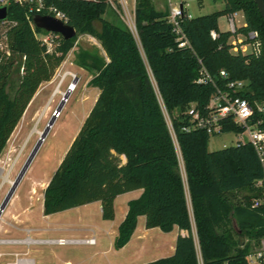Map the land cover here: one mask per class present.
I'll list each match as a JSON object with an SVG mask.
<instances>
[{
	"label": "trees",
	"instance_id": "trees-1",
	"mask_svg": "<svg viewBox=\"0 0 264 264\" xmlns=\"http://www.w3.org/2000/svg\"><path fill=\"white\" fill-rule=\"evenodd\" d=\"M222 2L221 12L199 17H189L183 8L178 22L190 49H180L168 13L155 10L150 0H136L135 35L103 19L108 8L104 1L43 0L46 7L63 12L76 31L69 40L59 36L50 51L36 37L47 33L31 28L40 15H31L25 5H7L11 26L5 33L9 56L0 55V155L38 88L52 79L78 36L96 39L105 54L80 57L81 66L94 73L88 85L98 96L43 191L44 216L98 202L101 218L112 221L115 198L141 190L127 203L115 250L127 245L143 216L146 229L186 232L176 237L171 256L145 264H199V257L201 264H248L246 256L264 238V185H256L264 177V164L250 144L211 152L208 134L182 130L188 126L190 105L203 112L215 92L211 85L193 83L200 60L212 77L223 70V82L246 83L236 95L253 107L251 124L264 131V20L253 0ZM234 12L245 22L239 34L257 31L258 56L233 53L232 34L218 30L219 14ZM211 31L218 34L215 40ZM17 59L20 76L9 93ZM153 82L171 118L182 169ZM222 131L238 134L241 129L228 122ZM243 191L250 197L235 202V194ZM250 199L259 200L260 206L254 208Z\"/></svg>",
	"mask_w": 264,
	"mask_h": 264
},
{
	"label": "rangeland",
	"instance_id": "rangeland-1",
	"mask_svg": "<svg viewBox=\"0 0 264 264\" xmlns=\"http://www.w3.org/2000/svg\"><path fill=\"white\" fill-rule=\"evenodd\" d=\"M127 1L130 2V0ZM150 3L155 10L167 13L171 7L181 5L190 17L221 12L224 8L222 0H150ZM114 4L116 11L107 8L103 19L125 26L135 35L134 14L131 7V20H128L123 15L117 1H114ZM236 19L239 20V24L243 22L241 13ZM10 26L11 24L6 21L0 23V40L3 41L6 51H9V48L7 39L4 37ZM93 26L96 30L100 28L96 21L93 22ZM217 28L220 32H229L226 15L223 13H220L217 18ZM83 56L105 58L96 39L88 35L78 36L52 79L42 84L31 99L10 135L0 159L6 169L16 160L10 175V180L13 183L34 148L39 138L38 133L44 130L56 112L69 84L76 79L75 90L70 93L61 112L56 116L53 126L17 187L18 201L14 209L16 212H21L24 207L30 204L32 225L44 230L38 238L52 240L93 239L94 243L33 245L28 248L26 256L22 255L27 251L26 247L0 246L1 252L11 254L3 257L1 264L13 261L15 253L20 254L21 257L34 259L36 264H145L173 254V251L170 250L175 246L178 229L175 228L170 233H163L158 228H153L146 234L145 241H138L137 233L144 229L145 219L143 216L138 218L136 229L127 245L120 250L113 248L123 210L126 209L127 201L136 198L135 194H122L118 197L114 207L115 218L112 221H105L101 218L98 202L52 214L50 217L42 216L40 206L42 205L43 190L66 153L73 135L78 132L83 116L90 110L98 96V90L88 85L94 73L81 66L80 57ZM19 70V59H17L10 76L9 93H12L17 85L20 76ZM66 72L71 76L65 77L59 88L60 93L51 98L61 77ZM51 99L52 102L49 104ZM174 114H176L175 111ZM236 139L237 137L233 133L211 136L207 148L211 152L221 150L233 146ZM175 149L182 169L180 153L176 145ZM10 187L11 185L6 184L1 191L0 204ZM243 196L250 197V194L247 191L238 192L235 194L234 201L244 203ZM249 201L252 203L254 199ZM32 237L35 235L33 234ZM196 247L198 252L197 244ZM199 264H201L200 257Z\"/></svg>",
	"mask_w": 264,
	"mask_h": 264
},
{
	"label": "built area",
	"instance_id": "built-area-1",
	"mask_svg": "<svg viewBox=\"0 0 264 264\" xmlns=\"http://www.w3.org/2000/svg\"><path fill=\"white\" fill-rule=\"evenodd\" d=\"M93 2L104 1L108 8L115 10L116 7L114 1H117L123 15L129 20L131 18L130 7L135 11V0H90ZM10 2H14L21 6H27L29 13L31 15H40V16H50L56 20H59L66 24L67 18L63 12L58 10L53 6H45L43 0H0V7H6ZM239 12H234L226 16L229 32L232 34L231 47L233 53H250L254 56L260 54V40L257 31L249 30L245 34H239L238 30L245 26L243 15L241 14V19L243 22L239 24V20L236 19ZM183 16V8L180 6L171 7L168 13L167 21L172 27V33L175 36V43L180 49H190V44L181 31L179 27V18ZM131 20V19H130ZM7 22V21H6ZM5 23V22H2ZM31 28L34 30L33 22H31ZM47 34H38V37L42 43L50 51L55 44L59 41L58 34L48 33ZM211 39L215 40L218 37V34L215 31L209 33ZM61 37V36H60ZM6 39V37H4ZM0 55L9 56V51L5 50V45L2 40H0ZM199 68L197 76L194 79L193 83L197 86H208L211 85L214 87L215 92L210 98L206 108L203 112L199 111L196 108L195 104H191L186 114L188 117V126H185L183 131L190 130H202L206 134L211 136L222 135L223 128L226 123L230 122L238 126L241 129V132L235 134L237 137L234 145L245 144L244 140H247V144H250L254 149L259 162L264 164V131L257 129L251 124V119L254 113L253 107L246 101L236 95L237 92L245 89L246 83L243 81H226L223 80L227 77L225 71L221 70L217 77H212L205 67L202 65L201 61L198 60ZM223 82V83H221ZM155 93L159 106L161 108L164 120L166 122L167 128L169 130L170 136L173 140L174 145L176 144V136L173 130L171 118L163 106V102L156 90L155 84L153 82ZM258 111H262V107H257ZM3 152V151H2ZM2 160L0 159V194L6 184L12 185L10 180V175L13 171L14 164L16 160L8 166L6 169L2 165ZM257 186L264 185V177L257 181ZM254 208L260 206L258 200H254L252 203ZM17 242L24 243L26 245H63V244H93V239H83V240H64V239H31L26 237L23 240ZM14 261L8 262L5 264H32L31 259L21 258L20 254H14ZM246 261L248 264H264V238L259 242V245L251 251L246 256Z\"/></svg>",
	"mask_w": 264,
	"mask_h": 264
},
{
	"label": "crops",
	"instance_id": "crops-1",
	"mask_svg": "<svg viewBox=\"0 0 264 264\" xmlns=\"http://www.w3.org/2000/svg\"><path fill=\"white\" fill-rule=\"evenodd\" d=\"M92 106H91V108H92ZM91 108H90V110H91ZM89 111L83 116L82 122H81L80 125H82V123H83L84 119L86 118V116L88 115ZM78 130H79V128H78ZM76 134H77V132H75V134L73 135V137H72V139H71V141L69 143V146H70V144H71V142L74 139V137H75ZM69 146H68V148H69ZM123 161H124V159H123ZM16 190H17V188H16ZM16 190H15L12 198L10 199L9 203L7 204V206L5 207V209L3 210V212L0 215V246H20V247H26L27 251L24 254H22L23 256H26L27 253H28V248L30 246H33V245H26L24 243H20V242H17V241L23 240L26 237H29L31 239H41V238H38V237L40 236V233L41 232H44V230L32 225L33 221L31 219V215H30L32 209L29 206L30 204L27 205L26 207H24L21 210V212H16L15 211L14 208H15L16 203L18 201V198L16 196ZM141 192H142L141 190H135V191H131V192H128V193H125V194H133V195L135 194V197L138 198L140 196ZM119 196H117L115 198V200H114V207H115V202H116V200L118 199ZM136 198H134V199H136ZM131 200H133V199H131ZM127 203H128V201H127ZM127 203H126V205H127ZM42 210H43V197H42V205L40 206L41 213H42ZM126 212H127V206H126V209L123 210V214H122L120 223L124 219ZM42 216L43 217H50L51 215L44 216L42 214ZM114 218H115V216H114ZM138 218H137V220H138ZM144 222H145V220H144ZM150 230L151 229H146L145 226H144V229L141 230V231H139L137 233L138 234V237H139L138 241H145L146 240V237H147L146 234ZM33 234L35 235V237H32ZM178 235L185 236L186 235V232L185 231L178 230L177 236ZM170 251H173L174 252V248H171ZM9 255H11V254H8V253L1 252L0 251V264H1V259L3 257H5V256H9ZM13 257H14V255H13ZM20 257H21V255H20ZM21 258H26V257H21ZM14 259H15V257H14ZM27 259H31V258H27ZM31 260H32V264H36V262H35L34 259H31ZM5 263H8V262H5Z\"/></svg>",
	"mask_w": 264,
	"mask_h": 264
},
{
	"label": "water",
	"instance_id": "water-1",
	"mask_svg": "<svg viewBox=\"0 0 264 264\" xmlns=\"http://www.w3.org/2000/svg\"><path fill=\"white\" fill-rule=\"evenodd\" d=\"M254 4L256 5V8L264 20V2L263 0H253ZM182 6L180 5V8ZM7 19V8L6 7H0V23L5 22ZM33 25L35 29L43 30L48 33L58 34L60 35L64 40H69L76 36V31L69 25L56 20L50 16H36L33 18ZM77 80L74 79L72 84L74 86L76 85ZM71 93V89L68 87L66 92L63 94L62 99L60 101V104L58 105L56 112L51 117V119L48 121L47 125L45 126L44 130L39 134V138L32 149L28 159L26 160L25 164L23 165L19 175L15 179V181L12 183L10 189L8 190L7 194L5 195L4 199L2 200L0 204V215L9 203L10 199L12 198L17 186L19 185L20 181L22 180L23 176L25 175L26 171L28 170L30 164L32 163L35 155L37 154L41 144L45 140L47 134L49 133L51 127L53 126L56 116L59 115L61 112L63 105L67 101L69 95ZM244 143L247 144V140H244Z\"/></svg>",
	"mask_w": 264,
	"mask_h": 264
},
{
	"label": "bare ground",
	"instance_id": "bare-ground-1",
	"mask_svg": "<svg viewBox=\"0 0 264 264\" xmlns=\"http://www.w3.org/2000/svg\"><path fill=\"white\" fill-rule=\"evenodd\" d=\"M68 75L71 76L70 73H67V72H66V73L61 77V79H60V81H59V83H58V85H57V88L55 89V91H54V93L52 94V97H51V98H53L56 94L60 93V92H59V88H60L62 82L64 81L65 77L68 76ZM69 88L71 89V92H72V91L75 90L76 86H74V84L71 83V84H69ZM67 89H68V88H67ZM51 102H52V99L49 101V104H50ZM38 134H40V133H38Z\"/></svg>",
	"mask_w": 264,
	"mask_h": 264
}]
</instances>
